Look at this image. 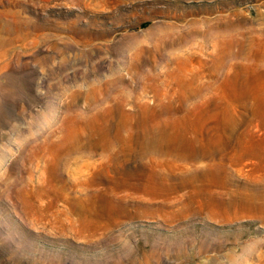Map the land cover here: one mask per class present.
I'll return each mask as SVG.
<instances>
[{"label":"rangeland","instance_id":"1","mask_svg":"<svg viewBox=\"0 0 264 264\" xmlns=\"http://www.w3.org/2000/svg\"><path fill=\"white\" fill-rule=\"evenodd\" d=\"M184 85L193 100L180 99ZM95 86L110 100L90 101ZM170 102L169 128L188 114L204 134L216 124L232 134L222 160L175 159L190 166L175 179L218 162L225 185L199 198L236 199V210L186 209L178 195L190 186L128 190L100 149L64 148L78 118L97 138L107 117L116 130L119 107L141 115ZM263 188L264 0H0V264H264V199L247 198ZM101 198L128 211H89Z\"/></svg>","mask_w":264,"mask_h":264},{"label":"bare ground","instance_id":"2","mask_svg":"<svg viewBox=\"0 0 264 264\" xmlns=\"http://www.w3.org/2000/svg\"><path fill=\"white\" fill-rule=\"evenodd\" d=\"M183 87L184 91L180 94V99H192L195 96V89L192 87V85H184ZM89 96L93 99L89 100L95 103L97 101L105 102L107 100H110V97H107L105 95L104 88H101L100 86H95L91 90ZM125 99L126 97L123 98V100ZM211 106L212 107H210L208 110L209 112L214 111L218 115L221 113L219 109L217 110L218 104H214ZM140 107L143 111L141 115H138L135 110L124 111L123 108L119 107L122 111L123 119L116 126V130L113 131L110 128L111 124L108 125L109 117H107L105 119V122L108 123L104 126V131L101 132V134L97 138H94L93 133L89 132V129H87V125L82 119H76V128L74 127V129L72 130V133L68 141H66L64 148L69 153H77L79 151L86 150L88 156L92 155L97 149H100L102 160L99 162V165H102L104 169H109V167L114 164H120L121 169H118V172L121 175L120 186L128 190L143 191L148 194L158 195L168 194L169 192H172L179 188L190 186L191 189L188 193H182L181 195H178V198L183 200V206L186 209L199 211L202 210L206 204L220 211H229L231 207L233 208V210H236L237 205L233 204L236 200L234 196L230 199H235L231 202V206H228L226 203H224V201H221L219 199L214 201L209 200L210 202H207L199 198L201 195L200 192L202 191L201 189L202 187L204 189V186L206 184H208L207 186L225 185V174L223 173V168L221 169L220 164H217L218 162L207 164V167L204 169L199 167V169L196 167L193 168V181L186 182L183 180L178 181L175 179L177 170H179L180 172H186L190 169V166L188 168L184 166H178V164L175 163V159L181 157L185 160L188 159L191 161H196L201 157H210L214 160H222L225 157V153L227 152L226 143L228 142V139L230 138V136H232V134L225 133L223 131V127L218 124L213 126L211 133L204 134L203 129L196 128L194 126V121L193 119H191L192 116L190 117V115L188 114H185L186 119L180 127H177L175 129L169 128V125L166 121H164L162 115L166 112L171 113L175 109L171 102L158 103L157 105L144 104ZM108 111H110L111 114L113 113L111 108L108 109ZM131 119H134V122H131ZM132 156L136 157V161L134 162V165L129 167L126 165V162L130 158H132ZM140 156L148 157V159L153 164H155V167H151L149 170H145L144 167H142V165L138 162ZM87 160L88 162L85 163L86 168L95 169L97 167V165L95 164L96 161L90 162L89 159ZM162 167L166 168L167 171L163 175V177H160L159 174ZM98 181L102 182V178L98 179ZM196 181H199L200 183H197ZM91 182H95L94 178L91 179ZM117 186L119 187V185ZM109 187L110 189H115V187L113 186ZM125 197H129V195ZM247 198H251L252 200L264 199V190L255 193H247ZM73 208L82 213L86 212L87 209V207L84 206L80 208L74 206ZM89 211L100 214L115 213L122 215L128 211V205L123 201H116L111 198H101L97 202L95 201L94 205L91 204V206H89Z\"/></svg>","mask_w":264,"mask_h":264}]
</instances>
